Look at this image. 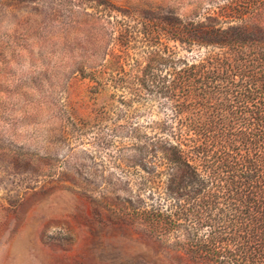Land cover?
Returning <instances> with one entry per match:
<instances>
[{"label": "rangeland", "instance_id": "rangeland-1", "mask_svg": "<svg viewBox=\"0 0 264 264\" xmlns=\"http://www.w3.org/2000/svg\"><path fill=\"white\" fill-rule=\"evenodd\" d=\"M109 1L0 0V264H191L126 218L133 145L163 110L125 106L109 75L96 89L113 27L98 46L85 13H217L227 0Z\"/></svg>", "mask_w": 264, "mask_h": 264}, {"label": "trees", "instance_id": "trees-1", "mask_svg": "<svg viewBox=\"0 0 264 264\" xmlns=\"http://www.w3.org/2000/svg\"><path fill=\"white\" fill-rule=\"evenodd\" d=\"M101 12L85 13L98 46L113 27L96 89L109 75L125 106L163 110L133 145L126 218L191 264H264V0L195 15Z\"/></svg>", "mask_w": 264, "mask_h": 264}]
</instances>
